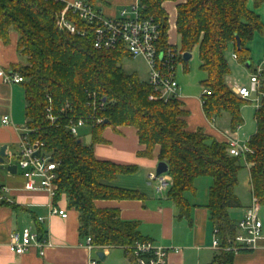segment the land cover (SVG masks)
I'll return each instance as SVG.
<instances>
[{"label":"trees","instance_id":"obj_1","mask_svg":"<svg viewBox=\"0 0 264 264\" xmlns=\"http://www.w3.org/2000/svg\"><path fill=\"white\" fill-rule=\"evenodd\" d=\"M86 1L96 10H100L98 2H106ZM165 1L140 0L144 13L160 25V47H166L169 41ZM249 1L186 0L176 5L180 51L192 52L197 47L199 67L208 75L201 81L208 89L202 96L203 110L212 122L227 112L233 131L244 120L241 107L247 99L228 83L231 67L226 52L233 46L238 60L255 69L248 42L256 31L264 30L260 15L249 7ZM252 1L254 7L264 3V0ZM64 6L63 0H0V38L9 42L12 30L19 35L17 46L24 61L12 69L24 76L21 84L25 89L26 124L36 130L32 137L42 140L46 150L60 162L55 201L66 194L68 207L79 212L81 237L91 236L95 245L124 248L148 239L142 234L138 220L123 219L119 208L99 207L95 203L98 199L146 198L138 190L103 182L121 173H134L138 165L101 160L94 155V144L104 140L105 127L111 126L119 132L120 126H135L141 144L145 145L138 151L140 156L152 157L155 146H160L159 161L168 163L167 174L171 176L168 196L178 207L179 218L190 217L192 204L186 192L196 193V178L212 177L206 206L225 244L237 230V221L230 211L242 206L236 186L244 165L249 167L252 194L264 205V96L256 110L257 129L248 140L252 152L244 161L229 153L227 141L217 140L204 128L189 130L185 119L187 111L180 99H151L150 95L156 91L148 81L123 68V58L131 56L123 46L96 48L91 35L72 34L58 27L57 13ZM67 16L79 28L85 26L78 13L69 10ZM179 61L188 67L189 61H183L182 56ZM262 91L264 93V79ZM90 93L96 95V108ZM48 94L56 109L69 101L73 108L70 113L74 116L91 114L107 119L108 123L103 121L92 127V142L86 144L66 127L68 115L57 124L48 122L45 114ZM232 256L230 251H221L211 264H232Z\"/></svg>","mask_w":264,"mask_h":264},{"label":"crops","instance_id":"obj_2","mask_svg":"<svg viewBox=\"0 0 264 264\" xmlns=\"http://www.w3.org/2000/svg\"><path fill=\"white\" fill-rule=\"evenodd\" d=\"M138 1L106 0L104 3L98 2V8L105 16H116L123 7ZM184 1L186 0H167L163 3L169 14V31L173 26L177 32L176 5ZM248 5L254 8L252 0ZM262 6L255 8L260 16ZM259 34L260 32L256 31L253 38L255 39ZM18 36V32L12 30L9 42L0 38V70L9 71L14 65L23 63L24 60L19 54L17 46ZM252 41L251 39L248 42L249 51ZM169 42L172 43L170 39ZM250 57L252 61V56L250 55ZM201 72L200 84L208 76L206 71L201 70ZM227 80L234 88L235 84H232L229 76ZM201 86L204 88L202 84ZM179 91H181L179 99L182 101V107L187 111L185 119L189 130H197L202 127L219 141H227L229 137L237 136V132L220 129L206 116L203 110L202 95L198 94L197 89L180 85ZM6 114L11 117L10 123L2 122V118ZM26 121V99L23 84L5 82L0 76V147L7 145V152H18L21 137L18 127L25 125ZM119 130L117 132L111 126L105 127L102 131L104 140L94 144V155L98 159L110 160L119 164H136L138 170L134 173L118 174L116 178L103 180V182L120 188L138 190L146 198L98 199L95 201L97 206L117 207L120 209L123 219L138 220L143 235L158 244L171 248L168 254L171 263L211 264L214 257L221 251H230L233 253L232 264H264V237L258 240V245L255 248L234 251L216 249L212 246L216 226L212 222L209 209L206 206L208 198L197 201L191 199L196 193L191 192V195L186 193V197L192 204L190 217L179 218V209L168 196L171 180L167 189L161 191L157 188V181L149 178V174L153 172L154 168L156 171L160 146H155L152 157L140 156L138 151L144 149L145 145L141 144L139 140L137 128L129 125L120 126ZM18 171L16 173L8 171L5 181L0 185V191L3 190L2 192L9 201L0 203V264H91V259H96V264H129V258L123 247L106 246L102 250L105 258L100 259L97 252L101 249L89 248L85 244L86 237H81L79 212L75 208L68 207L66 194L62 195L58 203L67 208L68 216L63 218L60 215H51L50 204L53 199L49 192L44 189H27L25 187L26 179L22 172ZM238 196L242 206L239 207L240 209L234 211L232 208L230 211L236 221L237 218L240 219L243 216L246 207L250 205V203L243 204L239 194ZM13 205L19 207L15 208ZM38 216L44 217L42 223L37 220ZM26 225L49 232L51 244L45 248L43 255L35 245L23 254H16L9 248L10 233L14 230L20 231Z\"/></svg>","mask_w":264,"mask_h":264},{"label":"built area","instance_id":"obj_3","mask_svg":"<svg viewBox=\"0 0 264 264\" xmlns=\"http://www.w3.org/2000/svg\"><path fill=\"white\" fill-rule=\"evenodd\" d=\"M144 6L140 0L121 9L116 16H105L101 10L94 9L86 0L65 1V6L57 13V25L70 33H80L81 35H91L92 42L96 48L114 49L123 46L131 56H144L151 64V73L148 83L156 91L150 98L157 97L168 99L170 97L180 98V84L176 77V67L183 52L178 47L170 43L166 47H160L159 41L161 30L159 23L143 11ZM72 10L78 13L84 21L85 26L79 28L74 20L67 16V12ZM237 58V54L234 53ZM3 81L8 83H21L24 76L18 71L0 70ZM264 79V62L252 70L250 85H235L233 90L244 99L259 94L260 101L264 93L262 91ZM208 93L207 87L203 88L202 96ZM92 104L96 108L97 101L95 93H90ZM48 103L45 105V114L48 122L59 123L63 116H67L66 127L75 135L79 128L84 125L94 127L104 121L102 117L94 115L74 116L69 101L56 109L52 96L47 95ZM101 105V104H100ZM3 123H10L11 117L6 114L2 118ZM21 132L19 141V151L6 152L5 165L16 164L17 170H21L26 179L27 189H44L49 192L53 201L50 204V214L68 216L66 207L59 205L55 197L58 191V166L60 162L56 160L52 153L45 148L42 140L32 137L35 128L25 124L18 127ZM228 151L231 155L239 156L246 161L247 154L252 152L248 141L239 143L237 137H229ZM151 180L157 181L158 190H165L170 184L171 176L167 172L157 175L156 171L149 174ZM3 191V190H2ZM0 191V203L8 200L6 195ZM262 204L258 196L252 194L250 205L245 209L243 216L237 221L235 235L230 236L223 244L218 236V229H214V239L212 246L216 249L239 250L243 248H255L258 240L264 237V219L261 217ZM37 220L42 223L43 216H38ZM51 244L48 231L38 230L31 225L24 226L20 231L14 230L10 233L9 248L16 254H23L35 245L39 248L40 254L45 253V248ZM85 244L91 249H105L106 245H95L91 236H86ZM129 258V264H174L168 259L170 247L156 243L152 239L138 240L133 244L124 247ZM96 259H91V264H96Z\"/></svg>","mask_w":264,"mask_h":264},{"label":"rangeland","instance_id":"obj_4","mask_svg":"<svg viewBox=\"0 0 264 264\" xmlns=\"http://www.w3.org/2000/svg\"><path fill=\"white\" fill-rule=\"evenodd\" d=\"M259 7H254V8L250 7V8L255 10V8H259ZM261 9H262L261 10L262 13H260L261 14L260 17H262L264 23V12H263L264 4ZM169 39L173 44H175L178 47V49H180L181 47L180 36L176 32L173 26L169 31ZM252 40L253 41L250 47V55L252 56L253 66L258 67L264 62V54H263L264 31L260 32L259 36H257L255 39L252 38ZM234 53L235 51L233 46H230L226 52V56L231 67L229 80L232 82V84L234 83L235 85H250V76L252 74V70L248 68L246 64L240 62L238 58H235ZM122 65L126 72L137 73L142 81H147L149 79L152 68H151V64L147 61V59L144 56L139 55V56L131 57L127 55L123 58ZM201 76H202V72L199 67V52H198V48L196 47L192 51V57L188 62V67L185 68L182 62L177 63L176 77L181 87L191 86L195 90L197 89L199 91L198 93L199 95L200 94L202 95L203 88L200 84ZM260 97L261 96L259 94L255 93L252 97L248 98L241 107V112L244 120L241 123V127L240 128L238 127L235 130V132H237L236 137L237 139H239L240 144L246 143L257 129L256 110L260 104ZM213 123H215L216 126H218L222 130H226V129L232 130L230 117L227 112H224ZM77 136L84 143L90 144L92 142V127L90 125H84L80 127ZM13 150H16V148L15 149L13 148ZM19 171L21 172V170ZM7 173H8L7 169L5 167H2V164L0 163V185L5 181V176ZM211 183H212L211 176H206V175L199 176L195 182L197 187V192L195 195H193L191 199L193 200L196 199L197 201L206 200L208 198L209 187ZM186 193H188V195H191V192L189 191H187ZM236 193L240 195L243 204L251 203L252 189L250 184L249 167L246 165H244L242 169L239 171V181L236 186ZM237 209L240 208L239 207L234 208V211ZM260 215L264 219V205H262L261 207ZM238 220L239 219L237 218V221Z\"/></svg>","mask_w":264,"mask_h":264},{"label":"water","instance_id":"obj_5","mask_svg":"<svg viewBox=\"0 0 264 264\" xmlns=\"http://www.w3.org/2000/svg\"><path fill=\"white\" fill-rule=\"evenodd\" d=\"M238 44H240V39L239 38H238ZM191 57H192V52L191 51H186V52H183V54H182V59L185 62L189 61L191 59ZM104 123L107 124L108 120L105 119ZM6 152H7V145H2L0 147V163L2 164V167H5L9 172L16 173L17 172V165L16 164L4 165ZM168 170H169L168 163L163 161V160H160L158 162L157 166H156L157 175L165 173V172H168ZM97 254L100 257V259H104L105 258V254H104V252L102 250H99L97 252Z\"/></svg>","mask_w":264,"mask_h":264}]
</instances>
